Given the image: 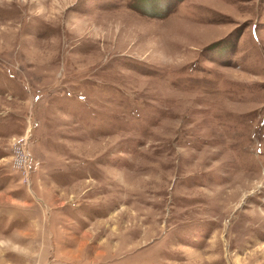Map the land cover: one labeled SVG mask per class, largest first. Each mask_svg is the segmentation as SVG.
<instances>
[{
    "label": "rangeland",
    "instance_id": "rangeland-1",
    "mask_svg": "<svg viewBox=\"0 0 264 264\" xmlns=\"http://www.w3.org/2000/svg\"><path fill=\"white\" fill-rule=\"evenodd\" d=\"M0 264H264V0H0Z\"/></svg>",
    "mask_w": 264,
    "mask_h": 264
}]
</instances>
